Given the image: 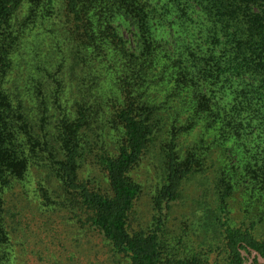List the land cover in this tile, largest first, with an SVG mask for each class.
Returning <instances> with one entry per match:
<instances>
[{
	"label": "trees",
	"instance_id": "16d2710c",
	"mask_svg": "<svg viewBox=\"0 0 264 264\" xmlns=\"http://www.w3.org/2000/svg\"><path fill=\"white\" fill-rule=\"evenodd\" d=\"M55 4L56 0H0V264H18L3 204L5 193L15 180L27 179L32 165L48 167L64 189L61 202L47 207L69 208L72 220L85 232H97L128 264H216L188 233L167 230L172 204L181 198L186 180L201 171L209 152L202 136L192 145H182L183 134L202 122L213 133L210 148L219 146L231 160L223 161L213 180L211 216L217 232L210 246L224 249L228 264H246L242 250L247 248L264 257V238L237 225L231 214V201L239 193L247 218L256 217L251 227L264 225V0H65V20L53 19L61 30L52 47L67 50L71 60L58 64L55 74L67 70L71 80L83 79L77 85L79 112L74 121L65 120L62 135H47L43 125L41 141V135H13L19 123L28 129L30 124L21 100L14 106L6 92L1 71L12 67V55L29 33L25 29L43 24L55 13ZM80 70L82 78L77 76ZM102 71L110 74L115 94L122 99L112 111L120 124L119 144L115 153L101 157L107 192L91 189L77 174L80 137L95 107L91 98L99 91L95 75ZM162 135H167L163 141ZM32 138L43 148L41 154L37 147L28 149ZM157 143L159 183L152 221L147 227L131 228L130 217L142 191L132 170ZM11 149L22 155L19 173ZM61 244L47 246L48 264H65L59 257Z\"/></svg>",
	"mask_w": 264,
	"mask_h": 264
},
{
	"label": "rangeland",
	"instance_id": "374dc122",
	"mask_svg": "<svg viewBox=\"0 0 264 264\" xmlns=\"http://www.w3.org/2000/svg\"><path fill=\"white\" fill-rule=\"evenodd\" d=\"M57 3L59 5H56ZM56 4L53 7L55 13L50 16L48 14V19L43 24H32L25 29L29 33L25 42L12 55V67L1 71L6 80V92H9L13 104L14 101L17 104L21 100L22 110L30 124L28 129L19 123L13 135H41L42 141L43 125L47 128L45 131L47 135L59 136L65 131V120L70 118L74 121L78 116L79 108L75 103L81 98V93L77 85L82 84L83 79L71 80L72 76L68 75L67 70L55 74L58 64H66L71 60L67 50L57 51L52 47L54 36L61 30L60 24L53 19L64 21L66 18L65 0H56ZM26 7L28 6L23 8L25 13ZM25 13L21 14L25 15ZM60 44L63 47L67 45L63 40ZM83 75L82 70L77 72L78 78H82ZM94 85L98 86L99 91L95 98H91V103L95 107L93 114L92 109H89L91 112L89 116L92 117L84 127L86 134L80 137L81 154L77 174L79 180L86 182L91 189L107 192L110 187L101 157L107 153H115L119 144L120 124L112 111L122 99L120 93L115 94L116 87L111 83V76L107 72L96 74ZM86 91L92 95L90 87ZM167 109H171V106ZM13 118L15 121H20L15 114ZM202 123L190 133L183 134L182 145L184 147L192 145L202 136L206 139L204 150L209 152L205 163L201 165V171L186 180L182 187L181 198L172 204L167 230L174 235L188 233L195 243L204 245L206 251L203 252L212 262L228 264V253L224 249H215V244L210 246V243L212 236L217 232L215 230L217 223L213 222L211 216L213 180L223 161L226 164L231 160L223 155L225 151L219 146L210 148L209 143L213 133L205 130ZM66 132L68 133V129ZM166 136L162 135L159 139L163 141ZM35 138H32V142L28 144V149L37 147L41 154L43 148ZM154 148L132 170L133 177L142 184V191L130 217L131 228L147 227L152 221L153 194L159 183L158 161L155 156L159 152V143ZM31 151L34 153L33 150ZM11 152L17 161L13 167L16 173H19L23 169L22 155L12 149ZM7 172L8 176L9 169ZM29 172L23 182L15 180V185L5 193L6 202L3 204L12 230V244L18 253L16 258L18 264L50 263V260L46 259L47 246L52 244L57 248L60 242L64 245L59 248V257L65 264H128V260L123 255L112 252L109 244L97 232H85L79 222L72 220L73 215L69 208L61 209L58 206L53 210L47 207L49 203L61 202L63 199L64 189L54 172L48 167L36 165H32ZM235 195L231 201L233 204L231 214L236 224L250 228L257 237L264 238V225L261 224V228L251 227L256 217L247 218L244 199L239 193ZM246 203L248 204L247 201ZM253 207L256 208L255 203ZM73 249L77 250L74 256ZM38 250L42 252V257L37 253ZM253 261H257L256 257ZM246 262L248 264L249 260Z\"/></svg>",
	"mask_w": 264,
	"mask_h": 264
},
{
	"label": "water",
	"instance_id": "95a60500",
	"mask_svg": "<svg viewBox=\"0 0 264 264\" xmlns=\"http://www.w3.org/2000/svg\"><path fill=\"white\" fill-rule=\"evenodd\" d=\"M251 250L253 251V254H252V256L249 258V262H248V264H252V262H253V257H254L255 255L257 256L259 262L262 263V264H264V257L261 255V253H260L259 251L255 250V249H253V248H251Z\"/></svg>",
	"mask_w": 264,
	"mask_h": 264
},
{
	"label": "flooded vegetation",
	"instance_id": "af4514ba",
	"mask_svg": "<svg viewBox=\"0 0 264 264\" xmlns=\"http://www.w3.org/2000/svg\"><path fill=\"white\" fill-rule=\"evenodd\" d=\"M243 251H244V250H242V252H243ZM243 253H244V254H243V255H244V257H245V258H246V260L248 261V260H249V258L252 256V254H253V251L251 250V248H247V249H246V251H244ZM254 257H256V260H257V261H256V262H255V261H253V263H252V264H260V263H259V260H258V258H257V256L255 255ZM254 257H253V258H254ZM246 263H247V262H246ZM261 264H262V263H261Z\"/></svg>",
	"mask_w": 264,
	"mask_h": 264
}]
</instances>
